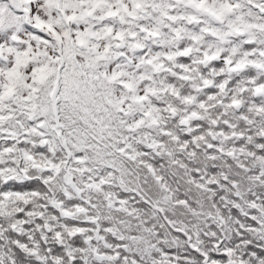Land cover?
<instances>
[{"label":"snow or ice","instance_id":"1","mask_svg":"<svg viewBox=\"0 0 264 264\" xmlns=\"http://www.w3.org/2000/svg\"><path fill=\"white\" fill-rule=\"evenodd\" d=\"M0 264H264V0H0Z\"/></svg>","mask_w":264,"mask_h":264}]
</instances>
